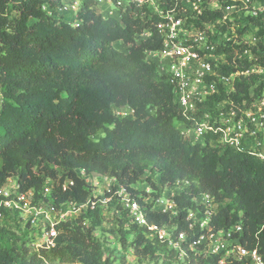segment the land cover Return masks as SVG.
Returning a JSON list of instances; mask_svg holds the SVG:
<instances>
[{"label":"trees","instance_id":"trees-1","mask_svg":"<svg viewBox=\"0 0 264 264\" xmlns=\"http://www.w3.org/2000/svg\"><path fill=\"white\" fill-rule=\"evenodd\" d=\"M155 1L161 9L174 3ZM201 1L202 14L193 20L197 27L217 25L223 17L208 3L239 8L244 0ZM246 1L264 5V0ZM43 2L0 0V190L8 178L16 177L20 188L31 190L38 200L46 182H51L48 197L59 205L90 198L80 171L114 178L135 195L146 175L144 181L159 192L176 182H188L185 192L175 198L176 217L147 206V221L159 228L174 227L172 236L185 232L184 249L197 237L196 227L189 230L185 221L188 210H196L191 197L208 194L217 208L212 225L229 229L240 224L242 244L257 247L264 264V162L229 149L191 145L182 137L172 88L145 59L146 50L160 47L156 17L135 18L132 6L118 18L106 17L95 12L93 0H83L77 23L71 24L63 16L43 11ZM242 21L236 25L239 35L250 25L257 29L258 41L251 52L255 64L264 67V11L248 15L244 26ZM147 30L150 37H141ZM115 42L126 50L116 49ZM249 65L243 60L237 69L243 72ZM231 71L223 68L224 73ZM240 79L234 100L247 98L252 84L258 83L256 95L264 86L263 80L251 75ZM118 109L133 113L120 117L115 113ZM148 174L158 177V186ZM98 208L61 223L55 246L30 256L27 237L17 244L19 238L13 234L4 238L0 229V264L124 263L123 255L113 254L95 236L101 219ZM122 210L128 226L116 230L119 249L138 231L132 244L138 256L181 264L177 251L157 238H147L146 229L129 223ZM217 259L197 258L196 264H217Z\"/></svg>","mask_w":264,"mask_h":264},{"label":"built area","instance_id":"built-area-1","mask_svg":"<svg viewBox=\"0 0 264 264\" xmlns=\"http://www.w3.org/2000/svg\"><path fill=\"white\" fill-rule=\"evenodd\" d=\"M82 1L44 0L41 6L43 11L52 16L73 14L70 23L75 24ZM93 1L94 6L113 5L121 12L132 6L135 18H143L147 14L149 18L156 17L155 31L160 47L146 50L145 59L154 64L157 74L172 88L179 115L176 125L183 138L191 145L229 149L264 162V86L258 95L255 92L258 83H255L250 85L247 98H232L241 77L263 73L255 70L256 58L251 52L257 44V35L248 37L245 32L240 35L244 40H237L234 31L221 34L212 23L197 27L193 20L202 14L201 0H174L173 6L166 9L159 8L155 0ZM111 6L105 11L106 14H97L111 17ZM252 9L254 11L250 15L254 16L257 13L253 6ZM189 19L192 22L188 23ZM223 19L226 17L223 16L218 22H224ZM234 34L235 38L232 37ZM150 35L147 30L141 37L148 38ZM243 60L250 65L240 72L237 68ZM223 68L234 71L224 73ZM115 113L121 117L133 111L118 109ZM105 180H109L106 197L99 199L90 195L86 202L67 201L54 205L48 197L51 182H46L41 197L35 200L31 190L20 188L16 177L8 178L0 190V221L6 214H18L24 224L22 228L34 231V236L28 238L29 246L38 252L55 246L61 223L78 217L88 209L94 210L96 205L106 210L107 203L115 199L127 212L129 223L145 228L147 238H157L159 242L167 243L178 252L177 258L181 264H192V259H195L193 264H196L197 258L213 256L218 258L217 264H263L257 247L248 249L242 244L240 224L229 229H217L212 225L217 208L214 198L208 194L191 197L196 210L189 209L185 221L189 230L196 227L197 237L184 249L181 243L187 241L185 232L172 236L174 227L159 228L147 221L144 212L147 206L154 212L167 214L170 218L176 217L178 212L175 198L180 192H185L189 187L188 182H176L173 186L161 188L159 195L149 200L147 196L132 194L117 183V187H111L112 182H116L114 178L105 177ZM69 185L72 183L69 182ZM144 191L148 193L150 190L146 187Z\"/></svg>","mask_w":264,"mask_h":264},{"label":"rangeland","instance_id":"rangeland-1","mask_svg":"<svg viewBox=\"0 0 264 264\" xmlns=\"http://www.w3.org/2000/svg\"><path fill=\"white\" fill-rule=\"evenodd\" d=\"M111 6V5H110ZM110 6L107 4H103L99 7H97V5L94 6V10L95 12L97 11V13L102 12L104 13L106 10L110 9ZM208 8L211 10H221L223 12V16L226 17V19H223L224 22H218V25H215L217 27V30L219 33L223 34V33H231L232 31L235 32V34L237 35V37L232 36V37H236L237 40H239L240 38L242 40H244L238 33L236 30V25H237V21L239 20H244L242 21V26H244L246 24V18L248 17V15L251 14V11L253 12L254 10L252 9L255 8V12H262L264 11V5H260L258 3H253L252 5L249 4L246 0L243 1V3L241 4V6L239 8H235V7H228L225 8L222 6V4H220L219 2L213 1L208 3ZM181 7H184L183 5H181ZM111 10L113 12L112 14V18H118V14H120V10L116 7H114L113 5L111 6ZM257 10V11H256ZM106 14V12L104 13ZM13 16V15H12ZM253 16V15H250ZM255 16V15H254ZM64 20L66 22H71L73 20V14L67 13L63 15ZM192 22V19L188 20V23ZM233 29V30H232ZM248 37H252L257 35V29L250 25L249 27V31H247ZM258 38V37H257ZM240 39V40H241ZM264 42V40H263ZM114 47L118 50H126V47L124 45H122L120 42H115ZM263 68V69H260ZM255 70L258 72H263L262 74H258V73H253L251 76L253 78H256L258 81L259 80H263L264 81V67H261L259 65H255ZM0 104H1V100H0ZM79 175L81 177H83L88 185V188L90 190V195L94 196L96 198H103L106 197V189L108 188V184H109V180H105V177L110 178L108 176H100L97 174H92V175H84L82 171L79 172ZM149 178L151 179L152 183H155L158 186V177L154 176L152 174H148ZM147 176V175H146ZM145 176V177H146ZM145 177H143V181L140 182L138 185V191L136 193V195H141V196H147L149 198V200H152L154 198H156L159 195V190L156 188H153L151 186H149V183L147 181H144ZM112 186H116V182H112ZM148 187L149 188V192L146 193V191H144V188ZM144 192V193H143ZM106 194V195H105ZM140 197V196H139ZM119 202H117L115 199H113L112 201L107 203V209H100V207L98 208V206L96 205V207L94 208V210H96L98 208V210L101 212L100 216V225L99 227L95 230V236L96 238H98V240L100 242H102L104 244V247H108L109 250L113 251V254H117L118 256L123 255V262L122 264H161V259L158 260L156 262V259L151 258L149 256L146 257H140L135 253V249L134 246L132 245L136 235L139 233L138 231H134L133 234H130L127 237V246L124 249H119L117 246V242H118V238L119 235L116 234V230H118V228L123 224L125 227L128 226V223H126L125 219L121 217L120 212H123L122 209H118L115 210V208L120 207ZM115 216L117 217H114ZM71 218V217H69ZM127 219L128 216H127ZM115 221V222H114ZM118 223V224H117ZM24 224L21 223V219L20 216L18 214H6L4 219L0 221V229H2V235L4 238H10V236L13 234L15 235L17 238H19V241H17V244H20V242L24 239L30 238V236H34V231H27L24 230L22 228ZM113 226V227H112ZM114 230L113 232H111V230ZM26 231V232H25ZM27 234L26 236H24V234ZM145 236L147 237V234L145 233ZM21 240V241H20ZM28 246V244H27ZM28 250V254L33 255L34 253H38L37 250H35V248L33 246H28L27 248ZM43 264H49V263H43ZM53 264H58V263H53ZM74 264H79V263H74ZM175 264V263H172Z\"/></svg>","mask_w":264,"mask_h":264},{"label":"clouds","instance_id":"clouds-1","mask_svg":"<svg viewBox=\"0 0 264 264\" xmlns=\"http://www.w3.org/2000/svg\"><path fill=\"white\" fill-rule=\"evenodd\" d=\"M97 13V12H96ZM67 23H70V22H67Z\"/></svg>","mask_w":264,"mask_h":264}]
</instances>
